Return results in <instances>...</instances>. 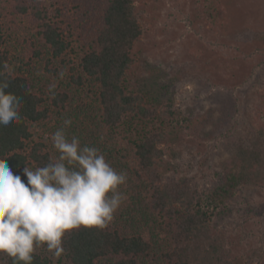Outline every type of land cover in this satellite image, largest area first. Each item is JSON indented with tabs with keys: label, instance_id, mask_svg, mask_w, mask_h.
<instances>
[{
	"label": "rangeland",
	"instance_id": "obj_1",
	"mask_svg": "<svg viewBox=\"0 0 264 264\" xmlns=\"http://www.w3.org/2000/svg\"><path fill=\"white\" fill-rule=\"evenodd\" d=\"M134 5L143 30L135 44L142 91L180 113L177 132L161 145L163 182L184 180L210 190L223 182L229 164L241 162L238 190L211 217L213 243L233 264H264V0H134ZM209 5L219 9L221 21L205 19ZM3 23L9 71L35 76L43 89L52 82L70 93L68 109L53 111L49 121L35 126V139L44 138L53 157L58 156L51 135L71 119L65 128L69 139L75 135L82 145L101 151L99 144L107 138L99 125L97 88L70 85L68 67L59 61L54 60L57 74L48 71L52 54L37 44L33 17L7 10ZM37 49L43 51L41 58L34 56ZM192 121L200 126L193 127ZM13 173L27 184L24 170ZM120 191L124 199L114 218L124 222L117 226L143 232L146 222L136 220L134 211V220L125 216L127 207L138 205L136 195L125 184ZM161 237L159 244L165 246ZM49 256L52 264H68L50 251ZM5 260L0 254V264ZM114 263L110 258L98 262Z\"/></svg>",
	"mask_w": 264,
	"mask_h": 264
},
{
	"label": "trees",
	"instance_id": "obj_2",
	"mask_svg": "<svg viewBox=\"0 0 264 264\" xmlns=\"http://www.w3.org/2000/svg\"><path fill=\"white\" fill-rule=\"evenodd\" d=\"M211 7L205 19L221 21L219 9ZM7 10L34 18L37 44L52 54L48 71L57 74L54 60L59 61L68 67L70 85L97 88L99 125L107 138L99 144L101 152L118 172L126 173L125 189L136 195L138 205L129 199L125 216L134 220V211L136 220L147 225L143 232L128 233L118 227L124 219L114 218L104 229L73 230L64 239L62 258L68 264H98L107 258L114 264H233L213 243L211 217L238 190L243 164H229L223 182L206 191L184 180L163 182L161 145L177 132L180 113L142 91L135 44L143 30L134 0H0V81L8 82L6 91L22 105L19 123L0 126V159L13 172L45 166L53 153L44 138L35 139L33 129L49 121L53 111H66L71 100L59 85L50 82L43 89L35 76L9 71L3 23ZM42 52L37 49L34 56L41 58ZM262 102L264 113V97ZM161 236L165 246L159 244ZM3 256L4 264H13ZM33 264H52L46 246L36 250Z\"/></svg>",
	"mask_w": 264,
	"mask_h": 264
},
{
	"label": "clouds",
	"instance_id": "obj_3",
	"mask_svg": "<svg viewBox=\"0 0 264 264\" xmlns=\"http://www.w3.org/2000/svg\"><path fill=\"white\" fill-rule=\"evenodd\" d=\"M61 77L63 72H61ZM0 81V126L21 121V101ZM64 127L51 135L55 150L42 167L24 168L27 184L0 159V254L13 264H33L46 246L54 257L65 254L64 239L73 230L104 229L114 220L124 196L126 173L118 172L96 147L82 145Z\"/></svg>",
	"mask_w": 264,
	"mask_h": 264
}]
</instances>
